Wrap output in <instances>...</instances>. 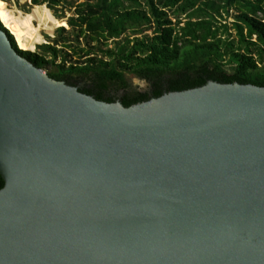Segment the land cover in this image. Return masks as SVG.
I'll return each mask as SVG.
<instances>
[{"label":"water","instance_id":"95a60500","mask_svg":"<svg viewBox=\"0 0 264 264\" xmlns=\"http://www.w3.org/2000/svg\"><path fill=\"white\" fill-rule=\"evenodd\" d=\"M1 25L0 264H264V87L107 103Z\"/></svg>","mask_w":264,"mask_h":264},{"label":"trees","instance_id":"16d2710c","mask_svg":"<svg viewBox=\"0 0 264 264\" xmlns=\"http://www.w3.org/2000/svg\"><path fill=\"white\" fill-rule=\"evenodd\" d=\"M78 1L70 5L74 15L68 25L76 41L86 38L85 48L69 43L61 27L59 39L52 44L40 45L39 52L25 51L19 49L11 30L6 26L12 35L1 27L22 57L43 70L56 67L48 72L54 80L71 86L85 82L79 90L86 95L114 103L112 92L121 90L120 103L130 107L165 93L202 87L208 81L264 87V0ZM64 2L69 1H32L34 6L47 4L44 9L53 11L57 19L64 18L57 16L56 9ZM231 8L238 9L237 39L227 26L228 37H220L216 25L221 10ZM0 21L5 26L7 20L0 16ZM111 41L115 46L109 48ZM73 55L80 59L73 62ZM128 74L148 82L151 91L134 89ZM4 185L0 175V190Z\"/></svg>","mask_w":264,"mask_h":264},{"label":"rangeland","instance_id":"374dc122","mask_svg":"<svg viewBox=\"0 0 264 264\" xmlns=\"http://www.w3.org/2000/svg\"><path fill=\"white\" fill-rule=\"evenodd\" d=\"M32 1L33 0H0V16L3 20L9 21L11 18L17 17L19 22L28 28L30 24L34 26H37L39 24L42 27V31L40 34L45 39V42L37 44L34 50L30 49L32 52H39L40 45L52 44L53 40L59 39L61 35V32L59 29L61 27H64V29L66 30V33H63V36L68 37L70 41L69 43H71L74 47L78 45H80L82 48L86 47L87 45L86 38H80L79 40L76 41L75 39L76 33L68 25V19L73 17L74 15V8H70L71 7L70 5L72 1L74 2V0H67L69 2H64L60 4L59 6H57L56 8L57 16L64 17L63 19H57L54 12L51 11L49 8L48 9L50 11L47 12L44 9V6L47 7V4H45L44 6H34ZM85 1L86 0H79L77 4L83 3ZM39 7H42V8L39 9ZM210 13H213V12L210 11ZM237 14H238V9L236 8L228 9V11L221 10V16H217L216 18L217 19L216 25L220 29L219 30L220 37H223V38L228 37V34L226 33V30L224 28V26H227L229 28V34H232V36L237 39L236 29L234 28V23L236 21ZM5 25L7 26V22ZM151 33L152 32H148V34H151ZM129 34L130 33H128L127 35ZM123 38L124 37H122L120 40H122ZM254 40H256V37H254ZM113 46H115V43L112 41L109 42V48H112ZM58 48L59 49L62 48V43L59 44ZM72 52L73 51L71 50L69 53H72ZM71 59L73 62H77L80 58L73 55ZM57 63H60V59L58 60ZM51 68L44 70L45 73L48 74L49 71L51 70L55 71L57 69L56 67H53L52 69ZM127 78L129 79L130 82L132 81V84L135 87H138L141 90H145L146 88L149 87L146 82L141 81L140 79L136 77H132L129 74L127 75Z\"/></svg>","mask_w":264,"mask_h":264},{"label":"bare ground","instance_id":"6f19581e","mask_svg":"<svg viewBox=\"0 0 264 264\" xmlns=\"http://www.w3.org/2000/svg\"><path fill=\"white\" fill-rule=\"evenodd\" d=\"M41 8L42 7H39V9ZM7 26L15 36L19 48L22 50H34L37 44L45 42V39L40 34L42 31V27L39 24L37 26L30 24L28 28L22 25L17 17H13L9 21H7Z\"/></svg>","mask_w":264,"mask_h":264},{"label":"flooded vegetation","instance_id":"af4514ba","mask_svg":"<svg viewBox=\"0 0 264 264\" xmlns=\"http://www.w3.org/2000/svg\"><path fill=\"white\" fill-rule=\"evenodd\" d=\"M139 79V78H138ZM141 81H144V80H142V79H140ZM144 82H146V81H144ZM147 84H148V88H146L145 90H141L140 88H138V87H135L133 84H132V81H131V85H132V87L134 88V89H137V91H139V92H141V93H149L150 91H151V89H150V84L148 83V82H146ZM85 82H82V83H80V84H78V86H75V87H77V88H83V86H85ZM111 91H113L112 89H111ZM112 94L115 96V98H114V101L115 102H120L119 101V98L120 97H122V94H123V92H121V90L119 91V93H117V94H115L114 92H112Z\"/></svg>","mask_w":264,"mask_h":264}]
</instances>
